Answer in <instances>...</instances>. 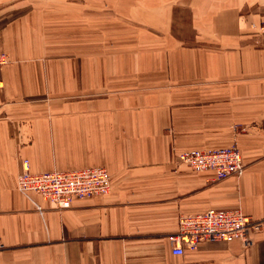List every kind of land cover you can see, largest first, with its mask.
I'll list each match as a JSON object with an SVG mask.
<instances>
[{
	"label": "crops",
	"instance_id": "crops-1",
	"mask_svg": "<svg viewBox=\"0 0 264 264\" xmlns=\"http://www.w3.org/2000/svg\"><path fill=\"white\" fill-rule=\"evenodd\" d=\"M0 264H264L252 243L173 254L178 215L264 217V0H0ZM236 143L217 179L177 151ZM30 170L101 165L110 191L59 208Z\"/></svg>",
	"mask_w": 264,
	"mask_h": 264
},
{
	"label": "built area",
	"instance_id": "built-area-1",
	"mask_svg": "<svg viewBox=\"0 0 264 264\" xmlns=\"http://www.w3.org/2000/svg\"><path fill=\"white\" fill-rule=\"evenodd\" d=\"M7 62V54L0 52V71ZM177 159L194 169H212L217 179L239 175L244 169L240 150L235 143L218 148L180 151ZM17 188L27 197L34 193L40 194L60 207H67L75 197L108 193L111 175L101 165L35 173L29 168L28 159L23 158L17 176ZM231 214L238 219H234ZM254 232L264 234V217H252L238 208L208 207L202 211L179 214L176 232L169 236V240L171 252L183 254L185 248L196 249L205 242L238 239L247 245L252 243L251 233Z\"/></svg>",
	"mask_w": 264,
	"mask_h": 264
},
{
	"label": "rangeland",
	"instance_id": "rangeland-1",
	"mask_svg": "<svg viewBox=\"0 0 264 264\" xmlns=\"http://www.w3.org/2000/svg\"><path fill=\"white\" fill-rule=\"evenodd\" d=\"M1 8V7H0ZM1 13V12H0ZM4 53V52H3ZM8 56V55H7ZM8 61H9V57H8ZM6 64V63H5ZM232 144V143H231ZM236 144V143H235ZM227 145H230V144H227ZM226 146V145H225ZM179 153V151H177L176 152V157H177V154ZM21 163H22V160H21ZM30 168V167H29ZM106 168V167H105ZM20 169H21V167H20ZM107 169V168H106ZM53 170H55V169H53ZM60 170H68V169H60ZM20 171V170H19ZM50 171V170H49ZM33 172V171H32ZM35 173H38V172H35ZM110 173V172H109ZM17 176H18V174H17ZM63 182H64V180H63ZM16 187H17V179H16ZM18 189V188H17ZM19 191V190H18ZM24 195V194H23ZM33 195H35V193L34 194H32L30 197H27V198H29L33 203H35L36 205H37V208L40 210V207H39V205L36 203V201L33 199ZM36 195H40V194H36ZM40 196H42V195H40ZM42 197H44V196H42ZM45 198V197H44ZM75 198H78V197H75ZM75 198H73V199H75ZM47 199V198H46ZM73 199H72V201H73ZM47 200H49V199H47ZM50 201V200H49ZM72 201H71V203H72ZM50 202H52V201H50ZM54 205H56L54 202H52ZM71 203H70V205H71ZM69 205V206H70ZM57 207H59V208H67V207H69V206H67V207H60V206H58V205H56ZM1 244V243H0Z\"/></svg>",
	"mask_w": 264,
	"mask_h": 264
},
{
	"label": "bare ground",
	"instance_id": "bare-ground-1",
	"mask_svg": "<svg viewBox=\"0 0 264 264\" xmlns=\"http://www.w3.org/2000/svg\"><path fill=\"white\" fill-rule=\"evenodd\" d=\"M231 215H233V214H231ZM233 218H234V219H238L237 216H234V215H233ZM239 222H240V220H239ZM240 223H241V222H240ZM226 228H228V227H226ZM226 228H225V229H226Z\"/></svg>",
	"mask_w": 264,
	"mask_h": 264
}]
</instances>
